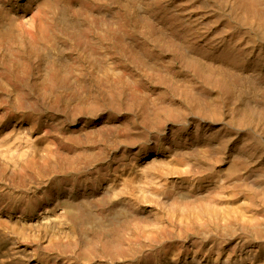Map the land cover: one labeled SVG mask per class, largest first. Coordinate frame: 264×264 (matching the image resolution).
<instances>
[{"label":"bare ground","instance_id":"bare-ground-1","mask_svg":"<svg viewBox=\"0 0 264 264\" xmlns=\"http://www.w3.org/2000/svg\"><path fill=\"white\" fill-rule=\"evenodd\" d=\"M0 106L71 110V125L51 121L47 138L29 127L0 139V182L12 198L31 192L39 169L30 159L41 143L42 167L58 176L94 164L105 143L153 142L140 175L122 178L120 190L98 195L94 206L72 184L29 198L34 207L43 200L58 207L36 216L34 227L55 238L48 250L76 260L125 258L132 247L100 245L114 235L101 224L104 206L116 209L122 193L132 206L140 196L180 216L185 233L203 235L206 244L196 246H213L210 263L264 264V0H0ZM166 172L183 183L169 185ZM117 210L121 218L130 212ZM154 219L148 241L156 243L167 228ZM225 245L237 255L224 257Z\"/></svg>","mask_w":264,"mask_h":264},{"label":"rangeland","instance_id":"rangeland-1","mask_svg":"<svg viewBox=\"0 0 264 264\" xmlns=\"http://www.w3.org/2000/svg\"><path fill=\"white\" fill-rule=\"evenodd\" d=\"M0 107H1L0 108V139L18 138L19 133H21L23 131H27L29 127L30 128L28 131H33L34 133H38V134H40V136L42 135V137L47 138L48 134H46V132L48 133V131H49L48 127H49V125H51V123H52L51 121H53L55 119H61V118H62L61 120L65 119L64 121H66L67 124L70 123L69 125H71V119H70L71 115H68V114H70L71 110H70V108H68V106H66L67 108L63 107L62 111L59 110V111H56L55 113L54 112H48V111H44V112L40 111V112H37L34 114H33V112L22 113V112L15 111V110L13 111V109H10V108H7L8 112H6V111H4L6 109V107H2V106H0ZM17 112H18V114H17ZM45 112H46V114H44ZM58 112H60V113H58ZM53 115H55V116H53ZM39 117H40V120H39ZM46 117L49 119H47ZM52 117H54V118H52ZM29 119H31V121H29ZM45 122H47V123H45ZM98 122H100V120H98ZM37 123H38V125H37ZM2 135H4V136H2ZM11 135H12V137H11ZM130 135L132 136V135H134V133L132 132ZM119 139L125 140L126 138L120 137ZM129 141H131V142L128 144L120 143V141L118 142L120 144H118L117 142H115L116 144L115 143H111V144L105 143L104 145H102V147L104 146V148L101 147L99 157L96 160L97 163L94 162V164H91L94 166H91V165L85 166L82 169L83 171H81V170L72 171L71 172L72 176L70 173L66 174V175L64 174V175H58V176L54 175V174L49 175V169L47 167H42L44 162H45L44 157L46 155V150H45L46 147H45L44 143H41L38 146L39 149L38 148L36 149V151L38 150L37 153L39 155L33 159H30L31 165L34 168L38 167V169H39L37 171V173H35L34 175L31 174L33 176L31 178H29V184H31V186H32V184H34L32 186L34 189L32 187H31L32 189H30L31 192L28 189L27 191H25L26 193L25 192H24V194L22 193L23 195H21V196H20L21 193L18 192L17 194L14 195V198H12L13 195H8V193H7L8 189L5 185V183L3 184L2 182H0L1 183L0 184V221H1V223H3L2 222V220H3L7 224V229H5L6 231L4 230V233L2 231H0V264H147L148 262H150L147 260L150 257L152 259L153 258L160 259V261H158L157 264H159V262H160V264H172V263L173 264H175V263L176 264H192V260L194 258H196L198 260L200 259L199 261H201L202 264H206V263L209 264L210 259H212V256H214V254H215V250H213V246L211 244H208V245L201 247V248L198 245L196 246V244H195L196 242L197 243L202 242L203 245L206 244L203 242V235L199 234L197 231L191 232L189 234V233H187V230H186V233H185V229L184 230L182 229L183 228L182 218L180 216H178L177 214H175V215L171 214V212H168L167 210H165L161 206H156V204H154V203H151L149 201L146 202L145 200L141 199L142 197H140V196L133 197V200L134 201L136 200L135 201L136 204L134 203V206H132V203H129V200H127V198H125V196L122 193L118 194L119 196L117 197V200H115V203L117 202V205H118L116 207V209L114 208V210H113V207L108 206V205L104 206V212L106 213V217L104 218L105 220H102L103 222L101 224H106L109 229L114 231V235L109 237V238L104 237L105 241H104V239L101 238L102 242L100 243V245L102 244L101 245L102 247L103 246H106V247L107 246H109V247L121 246L124 251H125V249L127 250L128 247H132L134 249V251H132L131 253H126L125 258H119V257L113 256V255H110L109 258H106L105 256H103V257H98L95 259L76 260L75 257H73V256L70 257V254H68L67 257H65V256L63 257L62 254H58L55 250L52 251L51 249H49V250L47 249V248H49V246H51V244L53 242H55V238L53 236V233H48V235H47V233L45 234L43 232H39L40 230H37L38 228L36 226L34 227V225H36L35 221L37 220V217L41 214V212H43V210L49 209V210H51L50 212H54V211L57 212L58 209H56V208H58V207H57L56 203L54 204L53 202L49 203V204L45 203L46 200H43L44 202L42 201L39 205H37V207H34V204H28L29 198H33L34 195L41 197L44 194V192H47V190H49L48 188H54L55 186H56L55 188H60L61 186L70 187V186L74 185L75 188L79 192L83 193L85 191L86 195H89L92 198L94 197L93 200H92V198H90L91 200L88 201V203L90 202V204L93 206L96 205V198L95 197H98V195L103 196V195H105L104 192H106V194H107V193H111V192H115V191L118 192L117 190H120V187H121L120 184H121V181L123 180L122 178L131 175V173H132V175L136 174L137 176L136 175H134V176L138 177L140 175L138 163H141L144 160L148 159V157H150V155L152 154V152H148L150 150L151 146L153 145L152 140H150V139L149 140H139V139H135V137H133ZM53 149H56V147H53ZM102 149H104V150H102ZM91 169L93 170V172ZM96 173H97V175H96ZM121 173H123V174H121ZM90 174H92V175H90ZM161 175H163V178L168 182L169 185H180L181 183H183V180H182L183 176L179 175L178 173H175V172H168L167 173L166 172V173H163ZM60 176H61V178H60ZM134 176H132V177L134 178ZM68 177L69 178L71 177V178L69 179ZM97 177L98 178L100 177V178L98 179ZM79 178H80V180H79ZM49 179H50V181H49ZM81 180H82V182H81ZM58 182H59V184H58ZM86 182H87V185H86ZM84 184L86 186H84ZM101 184L104 187H106V189L103 186H101ZM110 186H112V188H110ZM114 186H116V187H114ZM77 187L82 188V189L84 187L85 188H84V190H82V189H79ZM108 188L110 189L109 190L110 192L108 191ZM103 189H105L106 191ZM27 192H29V193L27 194ZM33 192H35V193H33ZM63 193H62L63 195L66 194L65 192H63ZM3 195H5V198ZM81 195H83V194H81ZM17 198H18V200H17ZM15 201H19V203L15 202ZM4 202H5V205H4ZM29 205H30V207H29ZM42 206H43V208H42ZM119 207H121V208H119ZM122 208H128V210L130 211L129 214H124V215H127L128 217L125 216V217L121 218V217L116 215L117 211H119L117 209H122ZM135 208L139 211V213ZM90 211H91V213L92 212L93 213L95 212L97 214L99 213V211L97 209H91ZM15 214H17V215H15ZM156 215L160 219V222L163 225V227L167 228L166 229L167 233H166V238L164 240L158 239V241L156 243H153V242H149L148 238L152 235H155L156 226H155V219L154 218ZM129 216H131L132 218ZM60 217L61 216L59 214L58 222H61ZM9 218H11V219H9ZM4 219H6L8 223ZM94 221L97 222L98 220L96 219ZM9 222L11 223V227H9L10 226ZM12 222H14V223H12ZM33 223H35V224H33ZM19 226H21V227H19ZM8 227H9V229H8ZM23 229H24V231H23ZM70 229L71 228H69V230ZM75 229L77 231L79 228L75 227L74 230ZM114 229H116L117 231ZM32 230H34V231H32ZM66 230H68V229H66ZM10 231H11V233H10ZM25 231H27V232H25ZM212 231L214 232L213 229H212ZM16 233L19 235H17ZM151 233H152V235H151ZM25 234H26V236H25ZM196 234L198 235V237ZM210 234H213V233H210ZM31 235L32 236L34 235V236L32 237ZM47 236L49 237V240H48ZM60 237L64 238L62 235H60ZM90 237H92L93 239H95V238L97 239L98 235L93 230V233L90 234ZM195 237H197V238H195ZM38 239L40 241H38ZM65 240L67 241V238L64 239V241ZM132 241L138 242L140 244V247H135L132 244ZM220 249H222V254L224 257H226L228 254H231L233 257L235 255V254H232V252H231V245H225V246L221 247ZM46 250H47V252H46ZM196 251H198V253ZM227 251H228V253H226ZM44 253H45L46 257L44 255ZM48 253H49V255H48ZM53 253H55V254H53ZM50 254L52 255L51 258H50ZM161 254H162V256H161ZM176 255H178L179 257ZM58 256H61V258ZM156 256H158V257H156ZM57 257H58V260L55 259ZM162 257H163V259H162ZM164 259H166V260H164ZM224 259L225 258L221 259V261H219L217 264H223ZM70 260L71 261L73 260V261L70 262ZM67 262H69V263H67ZM210 264H212V263H210Z\"/></svg>","mask_w":264,"mask_h":264}]
</instances>
